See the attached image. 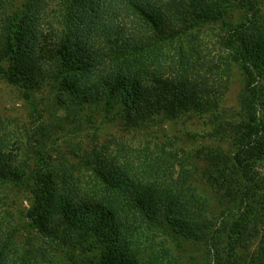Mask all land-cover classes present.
Listing matches in <instances>:
<instances>
[{"label": "trees", "instance_id": "trees-1", "mask_svg": "<svg viewBox=\"0 0 264 264\" xmlns=\"http://www.w3.org/2000/svg\"><path fill=\"white\" fill-rule=\"evenodd\" d=\"M14 1L0 0V78L25 99L48 87L78 116L136 129L214 116L233 67L243 87L232 151L204 154L214 202L171 156L137 167L91 150L69 168L0 137V264H264V0ZM11 192L29 200L20 227Z\"/></svg>", "mask_w": 264, "mask_h": 264}, {"label": "rangeland", "instance_id": "rangeland-1", "mask_svg": "<svg viewBox=\"0 0 264 264\" xmlns=\"http://www.w3.org/2000/svg\"><path fill=\"white\" fill-rule=\"evenodd\" d=\"M25 1L15 0L14 6L19 7ZM204 35L201 36L204 51L209 54V59L217 58L214 40ZM165 53L172 54L173 50L166 48ZM242 87L243 76L238 68L233 67L228 90L214 116L189 114L171 121L156 119L136 129H125L119 119L104 121L100 110L93 107L78 116L69 108V102L61 105L57 93L48 87L32 92L30 99H25L20 89L0 78V137L8 140L11 149L15 144L26 143L35 151L43 145L54 164L66 162L69 168L91 150L113 164L128 160L137 167L145 162L148 164L157 155L171 156L175 169H179L178 164L182 161L191 171V183L214 202L206 181L204 154L216 149L232 151L231 128L226 122L236 124L241 120L239 94ZM257 167L264 179V161ZM73 174L83 183L90 180L86 178L88 172L86 176L82 172L73 171ZM8 200L13 223L20 227L29 200L19 192H11ZM26 237L27 233L20 229L17 233L20 248H23ZM58 264L65 263L61 260Z\"/></svg>", "mask_w": 264, "mask_h": 264}]
</instances>
